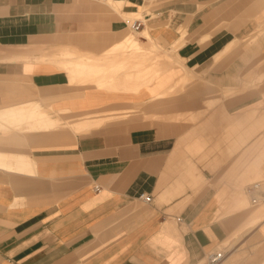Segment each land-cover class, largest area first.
Here are the masks:
<instances>
[{
	"label": "crops",
	"instance_id": "obj_1",
	"mask_svg": "<svg viewBox=\"0 0 264 264\" xmlns=\"http://www.w3.org/2000/svg\"><path fill=\"white\" fill-rule=\"evenodd\" d=\"M223 243L264 264V0H0V264Z\"/></svg>",
	"mask_w": 264,
	"mask_h": 264
},
{
	"label": "built area",
	"instance_id": "obj_2",
	"mask_svg": "<svg viewBox=\"0 0 264 264\" xmlns=\"http://www.w3.org/2000/svg\"><path fill=\"white\" fill-rule=\"evenodd\" d=\"M141 22L140 21H134L131 24V28L133 30H138L141 27ZM258 183H252L251 185H249L246 188V193L252 195V203H256L257 202V198L254 196L255 191L258 189ZM94 190L97 191L99 190L98 186L94 187ZM140 198L142 199V201H144L145 203H149L151 201V196L150 195H141ZM225 257V252L223 251H216V252H212L209 253L206 257V264H219Z\"/></svg>",
	"mask_w": 264,
	"mask_h": 264
},
{
	"label": "rangeland",
	"instance_id": "obj_3",
	"mask_svg": "<svg viewBox=\"0 0 264 264\" xmlns=\"http://www.w3.org/2000/svg\"><path fill=\"white\" fill-rule=\"evenodd\" d=\"M110 118L111 116H104V118ZM229 247L228 246H225L224 245V243L221 245V246H219V251L221 250V251H225V250H227ZM199 264H206V259H204L203 261H201Z\"/></svg>",
	"mask_w": 264,
	"mask_h": 264
},
{
	"label": "bare ground",
	"instance_id": "obj_4",
	"mask_svg": "<svg viewBox=\"0 0 264 264\" xmlns=\"http://www.w3.org/2000/svg\"><path fill=\"white\" fill-rule=\"evenodd\" d=\"M86 122H87V121H86ZM90 122H91V121H90ZM93 122H94V121H93ZM91 123H92V122H91ZM91 123H90V124H91ZM98 123H99V121H98ZM98 123H97V121H96V124H98ZM85 124H86V123H85ZM90 124H89V126H90ZM92 125H93V124H92ZM94 125H95V124H94ZM89 126H88V127H89ZM96 126H97V125H96ZM75 127H76V126H75ZM84 127H86V125H85ZM84 127H83V128H84ZM92 127H94V126H92ZM83 128H82V129H83ZM220 251H221V250H220Z\"/></svg>",
	"mask_w": 264,
	"mask_h": 264
}]
</instances>
